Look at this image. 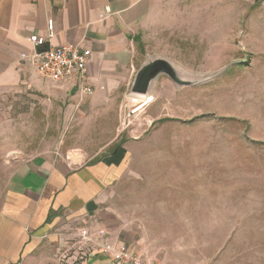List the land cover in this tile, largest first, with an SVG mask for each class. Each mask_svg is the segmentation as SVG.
Masks as SVG:
<instances>
[{"label":"rangeland","instance_id":"374dc122","mask_svg":"<svg viewBox=\"0 0 264 264\" xmlns=\"http://www.w3.org/2000/svg\"><path fill=\"white\" fill-rule=\"evenodd\" d=\"M189 8L180 35L161 46L148 37L145 56L198 74L235 62L229 70L197 87L161 78L140 111L126 87L79 98L84 109L68 121L67 105L21 100L0 113V169L49 149L87 159L123 150L126 171L90 219L101 228L89 223L90 237L109 231L150 264H264V5Z\"/></svg>","mask_w":264,"mask_h":264},{"label":"crops","instance_id":"0c3cea01","mask_svg":"<svg viewBox=\"0 0 264 264\" xmlns=\"http://www.w3.org/2000/svg\"><path fill=\"white\" fill-rule=\"evenodd\" d=\"M199 2L0 0V113L35 97L49 110L67 105L61 108L66 121L84 109L78 99L86 96L73 84L41 78L22 58L37 53L29 39L46 37L49 20L56 34L53 46L80 43L91 51L88 77L93 94H116L130 88L145 54L151 53L146 39L161 46L167 37L180 35L175 31H183L189 7ZM244 2L252 8L264 5V0ZM107 7L111 14L103 19ZM126 154L118 150L114 157L87 159L49 149L3 165L0 264H113L110 249L122 241L104 229L90 237L89 223L93 231L101 229L90 219L110 197L114 178L126 171ZM81 237L92 241L84 243Z\"/></svg>","mask_w":264,"mask_h":264},{"label":"built area","instance_id":"2783aa9c","mask_svg":"<svg viewBox=\"0 0 264 264\" xmlns=\"http://www.w3.org/2000/svg\"><path fill=\"white\" fill-rule=\"evenodd\" d=\"M111 14L107 7L103 19ZM56 37L54 22L48 21L46 37L32 36L29 40L37 53L33 56L23 54L36 70L38 75L54 83H71L82 96L93 94L88 77V63L91 51L84 49L80 43L53 46ZM113 264H146L142 257L131 251L125 243L110 249Z\"/></svg>","mask_w":264,"mask_h":264},{"label":"water","instance_id":"95a60500","mask_svg":"<svg viewBox=\"0 0 264 264\" xmlns=\"http://www.w3.org/2000/svg\"><path fill=\"white\" fill-rule=\"evenodd\" d=\"M234 64L236 63H231L213 73L198 74L186 70L169 58L146 55L144 62L137 70L132 81L129 95L138 99L152 97L161 78L169 79L178 89L197 87L219 78Z\"/></svg>","mask_w":264,"mask_h":264},{"label":"bare ground","instance_id":"6f19581e","mask_svg":"<svg viewBox=\"0 0 264 264\" xmlns=\"http://www.w3.org/2000/svg\"><path fill=\"white\" fill-rule=\"evenodd\" d=\"M137 100H138V98H132L133 102H136ZM140 100H142V104L138 107L137 111L144 109L146 106H149L154 102L153 97H150L148 99H140Z\"/></svg>","mask_w":264,"mask_h":264}]
</instances>
